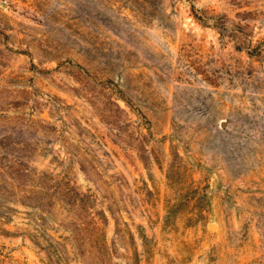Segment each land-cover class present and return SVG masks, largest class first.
Returning a JSON list of instances; mask_svg holds the SVG:
<instances>
[{"label":"rangeland","instance_id":"obj_1","mask_svg":"<svg viewBox=\"0 0 264 264\" xmlns=\"http://www.w3.org/2000/svg\"><path fill=\"white\" fill-rule=\"evenodd\" d=\"M264 0H0V264H264Z\"/></svg>","mask_w":264,"mask_h":264},{"label":"trees","instance_id":"obj_2","mask_svg":"<svg viewBox=\"0 0 264 264\" xmlns=\"http://www.w3.org/2000/svg\"><path fill=\"white\" fill-rule=\"evenodd\" d=\"M264 42V41H263ZM255 50H256V52L258 53V54H261V53H263V51H264V46L263 45H257L256 47H255Z\"/></svg>","mask_w":264,"mask_h":264}]
</instances>
